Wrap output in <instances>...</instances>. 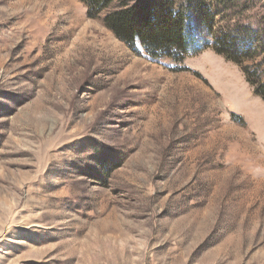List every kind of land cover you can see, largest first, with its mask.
I'll return each instance as SVG.
<instances>
[{
    "label": "rangeland",
    "instance_id": "1",
    "mask_svg": "<svg viewBox=\"0 0 264 264\" xmlns=\"http://www.w3.org/2000/svg\"><path fill=\"white\" fill-rule=\"evenodd\" d=\"M206 2L178 61L0 0V264H264V101L211 48L249 27L264 80V0Z\"/></svg>",
    "mask_w": 264,
    "mask_h": 264
},
{
    "label": "trees",
    "instance_id": "2",
    "mask_svg": "<svg viewBox=\"0 0 264 264\" xmlns=\"http://www.w3.org/2000/svg\"><path fill=\"white\" fill-rule=\"evenodd\" d=\"M81 1L89 17H96L106 10L103 23L119 40L131 46L138 42L151 57L166 56L178 61L194 42L192 20L197 17L211 29L216 14L207 0H134L131 4L118 0V6L112 10L108 8L115 0ZM238 31L237 34L222 32L215 37L211 48L238 65L253 94L264 101V80L257 73L261 61H256L252 71L245 65L260 54L256 49V32L249 27H241ZM261 59L264 60V55Z\"/></svg>",
    "mask_w": 264,
    "mask_h": 264
}]
</instances>
